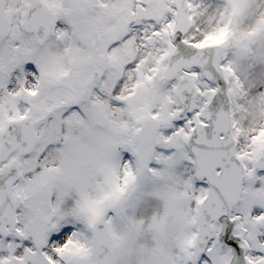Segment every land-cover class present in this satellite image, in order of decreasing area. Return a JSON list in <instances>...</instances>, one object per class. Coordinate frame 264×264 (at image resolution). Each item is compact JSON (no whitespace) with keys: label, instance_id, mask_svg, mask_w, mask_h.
<instances>
[{"label":"snow or ice","instance_id":"6c2138e0","mask_svg":"<svg viewBox=\"0 0 264 264\" xmlns=\"http://www.w3.org/2000/svg\"><path fill=\"white\" fill-rule=\"evenodd\" d=\"M0 264H264V3L0 0Z\"/></svg>","mask_w":264,"mask_h":264},{"label":"rangeland","instance_id":"374dc122","mask_svg":"<svg viewBox=\"0 0 264 264\" xmlns=\"http://www.w3.org/2000/svg\"><path fill=\"white\" fill-rule=\"evenodd\" d=\"M222 2V0H209V3L212 5L213 9L216 7L217 3ZM255 3H264V0H254ZM214 13H212V15H210L207 23L211 24L213 21V17H214Z\"/></svg>","mask_w":264,"mask_h":264}]
</instances>
